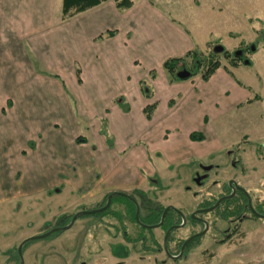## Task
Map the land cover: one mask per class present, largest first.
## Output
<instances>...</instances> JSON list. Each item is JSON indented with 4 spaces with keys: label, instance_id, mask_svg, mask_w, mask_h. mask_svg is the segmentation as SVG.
I'll list each match as a JSON object with an SVG mask.
<instances>
[{
    "label": "crops",
    "instance_id": "1",
    "mask_svg": "<svg viewBox=\"0 0 264 264\" xmlns=\"http://www.w3.org/2000/svg\"><path fill=\"white\" fill-rule=\"evenodd\" d=\"M14 3L0 4V206L66 192L78 197V206L111 191H143L152 155L171 167L219 149L196 131L195 113L205 128L218 101L237 111L251 104V89L233 72L239 66H220L206 82L198 75L170 81L163 63L203 51L207 41L163 9L134 2L119 15L108 1L36 27L35 6L29 3L22 6L24 22L17 18L14 27ZM109 18L119 24L107 23ZM108 32L113 36L98 39ZM70 54L74 60L62 66ZM66 90L74 101L73 116ZM152 103L156 107L147 120L143 111ZM76 118L87 119L95 144L63 127ZM196 132L203 140L189 139Z\"/></svg>",
    "mask_w": 264,
    "mask_h": 264
},
{
    "label": "rangeland",
    "instance_id": "2",
    "mask_svg": "<svg viewBox=\"0 0 264 264\" xmlns=\"http://www.w3.org/2000/svg\"><path fill=\"white\" fill-rule=\"evenodd\" d=\"M129 1L132 6L134 2H145L156 10L163 9L169 12L174 22L178 21L179 25L188 28L187 31L192 30L198 39L207 41L203 51L197 50L204 57L209 56L210 52L213 53L214 47H222L228 55L225 57L218 54L214 58L215 61L227 68L233 67L231 62H235L240 67L237 71H233L236 80L251 89L250 99L257 94L262 102H259L260 100L252 102L237 111L221 104L224 103L223 100L218 101V106L210 110L205 128L203 127L205 124L201 125V115L194 114L198 116L196 131H203L206 140H212L220 146L212 156L197 160L203 165L224 164L221 165L220 170L209 172L208 180H205L202 186L192 181L197 172L200 174V166L196 165L197 160L191 158L189 162L169 167L170 165L167 166V163L160 159V155H157L159 161H155L156 156L152 155V163L148 161L150 170H144L143 174L146 179L144 189L139 191L146 195V199L141 198L136 191L128 194L132 195L141 206L142 215L146 214L145 210L148 207L168 205L183 214H188L203 204V199L209 198L210 195L216 197L219 194V185L210 186V180L216 179L220 185L233 180L246 190L253 208L257 211L258 208L264 210V0ZM11 2H15L12 5L15 10H12L14 18L11 23L14 27L19 25L15 23V19L24 22L26 10H23L22 6L29 3L35 6L36 27L45 20L68 19H63L61 16V0H0V4L3 5ZM106 22L119 24L112 18L107 19ZM234 54L239 60H233ZM29 59L35 66L34 60ZM63 59L65 61L62 66L71 59L74 60V56L70 54ZM74 66L78 68V63L76 62ZM63 72L64 70H61V73ZM200 74L201 72L197 75ZM65 78L66 82L71 84L70 77L65 76ZM73 90L77 91L74 88ZM78 91L81 93V90ZM66 93L70 101L69 112L73 116L74 101L71 100L72 96L68 90ZM228 93L230 97L232 94L229 91ZM70 120L64 123L63 127L68 128L69 131L72 129L79 132L92 144L96 143L95 132L91 128L86 129L87 119ZM198 132L196 134H200ZM165 139H168V135H165ZM229 151L233 157L227 156ZM230 159L239 161V166L232 168L229 164ZM150 179L158 180L160 186L150 183ZM193 193H196V196H193ZM77 199V196L66 192L59 197L43 194L32 199L1 205L0 264H16L18 245L28 237L39 236L59 227L65 217L74 214L82 207L77 206L80 203ZM122 200L115 198L116 202ZM94 203L96 202L88 200L83 206H92ZM116 209L121 210V207L113 205L112 210ZM203 218L209 224L207 234L199 240L197 247L192 248L185 257L176 262L169 261L162 252L151 254L148 251L146 254L131 253L128 256L129 250L123 245L111 247V252L118 258H126L123 264H138V262L142 264H264V219L248 218L240 224H235L230 223V216L227 217V222L220 221L216 214H207ZM95 219L94 215L91 218L77 220L73 228L68 231L28 243L22 251L24 264H79V262L115 264L117 261L110 257L107 247L113 241H119L120 236L113 239L114 231L111 227L108 228L109 235H106L97 227ZM103 220L109 222V226L115 224L109 216L104 217ZM126 229L131 234L134 227L126 224ZM225 230L230 233L227 237L221 234ZM154 233L160 242L162 234L158 230ZM187 235V228L174 234L180 238H185ZM98 244L101 250H97Z\"/></svg>",
    "mask_w": 264,
    "mask_h": 264
},
{
    "label": "flooded vegetation",
    "instance_id": "3",
    "mask_svg": "<svg viewBox=\"0 0 264 264\" xmlns=\"http://www.w3.org/2000/svg\"><path fill=\"white\" fill-rule=\"evenodd\" d=\"M210 156H212V154L209 155L208 157ZM227 156L233 157L231 155V151L228 152ZM197 161L198 163L196 165L200 166L199 168L200 174L197 172L196 175L192 178V181L194 182V184L198 186H202L204 184V181L208 180L207 176L209 172L213 170L218 171L222 168L221 165H224V164L203 165L200 162V160ZM229 164L232 168H236L237 166H239V161L230 159ZM149 182L157 187L160 186L158 180L155 181L154 179H150ZM217 185H219V189H220L219 194L216 197L210 195L209 198L205 200L203 199L202 201L203 204L196 207L192 212L188 214H183L180 210L168 205L166 207L154 206V208H149V207L147 208L143 206L145 209L147 208V210H145L146 214L142 215L140 212L141 206L138 204V202L132 195H129L128 192L111 191L104 194L101 198H99L100 202L98 200L95 201L96 203H94L92 206L84 207L83 205L85 204V202L84 204L78 205L82 207L74 214L65 217L63 222L60 224V226L56 227L57 229L59 228L61 230L50 234L48 237L60 234L62 233V231H68L72 229L74 223L77 220L83 218H91L92 216L95 215L96 219L94 221L97 227L102 229V231H104L106 235L107 234L109 235L108 228L111 227L112 230L114 231L113 239L114 238L116 239L117 237L120 236L119 241H113L112 243L108 244L107 247L110 257L113 260L117 261L115 264H123L124 261L126 260V258H118L111 252V247L114 246L117 247L120 245L126 246L128 248L129 250L128 256L131 253L133 254L138 253L140 255L144 253L146 254L148 251H150L151 254L162 252L169 261L176 262L181 258L185 257L186 253L190 251L192 248L197 247L199 244V240L207 234L209 229V224L203 218L204 215L216 214L220 221L222 222L228 221L229 217L224 218L223 216L225 213V206L227 205L226 202L231 203L230 205L231 208L229 207L228 210L229 212L233 213V215L230 216L231 217L230 223L232 222L235 224L237 223L240 224L248 218L264 219V214L259 213L256 210V208L252 207L251 201L247 195L246 190H244L237 182L233 180H228L224 185H220L218 180L216 179L210 180V186H217ZM135 191L141 198L146 199L145 194L139 192V190H135ZM192 195L196 196V193H193ZM109 197L110 199L108 200ZM115 198H122L123 202L122 201L116 202ZM217 202L219 203L216 205ZM106 205L107 207L104 210H102ZM113 205H116L117 207H121V210H117V209L112 210ZM166 209L167 211L164 213ZM76 214L79 215L74 220L72 226L69 229L62 230L63 228L69 226L72 217L75 216ZM108 216L115 221V224L109 226V222H105L103 220L104 217L108 218ZM126 224L134 227V230L131 234L127 232ZM185 228H187L188 231V235L185 238L174 236L175 232L183 230ZM157 230L160 232V234H162V238L160 242L158 241L157 235L154 233ZM49 231H46L43 234ZM221 234H224V236L227 237L230 233H228V230H225ZM32 237H36V236L28 237L25 240ZM34 241H38V240H34ZM30 242L33 241H28L25 244L27 245ZM25 244L22 246V251L26 247ZM97 246H98L97 250H101V246H99V244ZM16 257H17L16 264H19L20 259L17 253H16ZM23 264H24V260H23ZM79 264H85V263L79 262ZM138 264H142V262H138Z\"/></svg>",
    "mask_w": 264,
    "mask_h": 264
},
{
    "label": "trees",
    "instance_id": "4",
    "mask_svg": "<svg viewBox=\"0 0 264 264\" xmlns=\"http://www.w3.org/2000/svg\"><path fill=\"white\" fill-rule=\"evenodd\" d=\"M111 1L114 3L115 9L122 13L132 7V3L129 0H61V16L63 19L65 18H72L78 14L84 13L90 9H93L97 6H99L102 3ZM113 36L112 32H108L105 34L104 37H111ZM103 36H100L98 39L102 40L104 38ZM214 46H212L213 48ZM213 51V50H212ZM223 56L227 57V52L224 50L222 53ZM218 54H215L214 52H210L209 56L204 57L202 54L197 52V50H192L191 52H188L186 55H184L181 58L178 59H169L165 61L162 65V69L168 74L170 81H184L188 80L192 77L197 76V74H200V78L202 81H207L210 76L220 67L218 62L215 61V57ZM233 60H239V58L235 55ZM233 67H236L237 64L235 62H231ZM185 69L190 73V76L188 79L180 80L176 77V74L180 72L181 70ZM76 78L77 82L79 83V71L76 70ZM155 78V73L150 72L149 73V79L153 80ZM141 90L143 88V91L148 89V85L145 84V82H141ZM147 98H150V95H145ZM260 97L258 95H254L252 99L247 101V103H252L254 101H258ZM172 102L169 103L171 106ZM156 104L152 103L150 105H147V107L144 109L143 113L147 120H149L155 110ZM189 139L191 141H201L203 140L202 136L199 134H191L189 136ZM83 139H77V143L84 142ZM227 205L225 206V213L224 218H227L229 216H232L233 213L229 212V207L231 205L230 202H226ZM235 205V204H234ZM258 212L261 214H264V210H261L258 208ZM26 245V244H25Z\"/></svg>",
    "mask_w": 264,
    "mask_h": 264
},
{
    "label": "water",
    "instance_id": "5",
    "mask_svg": "<svg viewBox=\"0 0 264 264\" xmlns=\"http://www.w3.org/2000/svg\"><path fill=\"white\" fill-rule=\"evenodd\" d=\"M223 51H224L223 48H222V47H219V46H216V47H214V49H213V52H214L215 54H220V53H222ZM189 76H190V73H189L188 71H186L185 69L181 70L180 72H178V73L176 74V77H177L178 79H180V80L188 79ZM109 199H110V197L108 198V200H109ZM218 203H219V202H217L216 205H217ZM107 205H108V204H107ZM107 205H106L102 210H104V209L107 207ZM216 205H215V206H216ZM213 208H214V207H213ZM213 208H211V209H213ZM102 210H100V211H102ZM166 211H167V209L164 211V213H165ZM252 212H253V211H252ZM78 215H79V214H76L75 216H73L72 219H71V222H70L69 226L63 228L62 230L69 229V228L72 226L74 220L76 219V217H77ZM60 230H61V229H59V228H58V229L55 228V229H52V230H50L49 232H47V233H45V234H43V235H41V236H36V237L29 238V239H27V240H24V241L18 246V248H17V255H18L19 259H20V263H19V264H23L22 246H23L26 242H28V241H34V240H39V239H44V238L48 237L50 234H52V233H54V232H57V231H60ZM181 254H182V251H181Z\"/></svg>",
    "mask_w": 264,
    "mask_h": 264
}]
</instances>
